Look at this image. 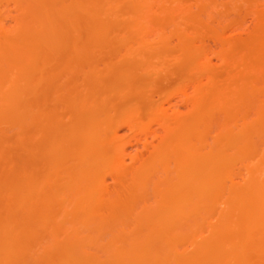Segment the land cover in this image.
Returning a JSON list of instances; mask_svg holds the SVG:
<instances>
[{
	"label": "bare ground",
	"instance_id": "bare-ground-1",
	"mask_svg": "<svg viewBox=\"0 0 264 264\" xmlns=\"http://www.w3.org/2000/svg\"><path fill=\"white\" fill-rule=\"evenodd\" d=\"M19 1L16 25L0 39V264H264V152L246 115L264 86V17L255 51L242 44L235 87L202 92L207 107L178 118L110 190L108 172H129L116 125L154 110L153 60L170 52L162 38L150 45L145 28L173 23V8L156 16L161 0ZM113 45L126 63L107 62V78L98 56ZM179 52L197 67L184 37ZM256 106L258 132L264 103ZM218 111L221 133L206 150ZM237 163L247 170L242 184L233 182Z\"/></svg>",
	"mask_w": 264,
	"mask_h": 264
},
{
	"label": "rangeland",
	"instance_id": "rangeland-1",
	"mask_svg": "<svg viewBox=\"0 0 264 264\" xmlns=\"http://www.w3.org/2000/svg\"><path fill=\"white\" fill-rule=\"evenodd\" d=\"M204 3L208 5L205 13L199 21L192 20L191 16L197 14ZM164 7L173 8V23L164 27L147 24L145 28L150 45L158 46L164 39L170 49V52L153 60L155 71L149 81L147 95L156 107L149 111L143 106L138 112L117 123L115 140L123 149V166L129 172L122 177L115 172H108L105 185L110 190L118 188L121 179H131V171L138 167L139 160L148 157L169 137V130L178 118L207 107L208 102L202 99V92L211 90L214 85H230V91L235 87L231 83L244 65L242 44L249 42V52L255 51L258 20L264 17V0H179L174 4L161 0L153 5L152 15L159 16ZM19 16V0H0V39L6 29L14 28ZM181 37L186 38L198 51L194 52L192 58L197 62L196 68L189 67L183 52H179ZM101 52L98 59L103 60V74L111 78L113 74L105 72L104 65L107 62L125 64L123 47L113 45ZM252 101L255 107L251 106L246 115L253 124L251 130L255 133L256 142L264 152V126L256 131L260 121V111L256 104L264 103L263 85H259V93ZM109 106L107 104L103 108ZM244 114L243 110L238 112L233 122L236 130L241 127ZM223 118L222 111L213 114V129L205 145L206 150L212 148L220 135ZM47 151L48 156L52 155V151ZM235 170L233 182L244 183L246 166L237 163ZM158 182L161 183L162 178ZM154 199L155 195L152 196ZM217 222L218 215H215L210 223ZM203 234L209 235L208 227ZM188 249L191 250V247Z\"/></svg>",
	"mask_w": 264,
	"mask_h": 264
}]
</instances>
